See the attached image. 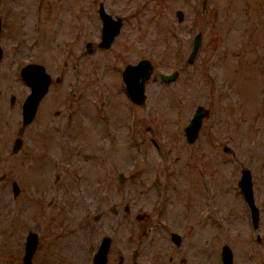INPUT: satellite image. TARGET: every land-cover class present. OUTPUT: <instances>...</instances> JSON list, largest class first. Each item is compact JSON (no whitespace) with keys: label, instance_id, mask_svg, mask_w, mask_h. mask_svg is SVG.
<instances>
[{"label":"rangeland","instance_id":"rangeland-1","mask_svg":"<svg viewBox=\"0 0 264 264\" xmlns=\"http://www.w3.org/2000/svg\"><path fill=\"white\" fill-rule=\"evenodd\" d=\"M98 3L121 20L105 49ZM0 48V264H22L27 232L31 264H91L105 235L106 264H166L151 247L171 231L211 264L198 247L217 226L235 253L255 248L236 183L248 169L264 230V0H0ZM139 59L152 66L140 105L120 77ZM28 63L51 80L19 134ZM196 106L208 114L187 143Z\"/></svg>","mask_w":264,"mask_h":264},{"label":"water","instance_id":"water-1","mask_svg":"<svg viewBox=\"0 0 264 264\" xmlns=\"http://www.w3.org/2000/svg\"><path fill=\"white\" fill-rule=\"evenodd\" d=\"M98 17L101 22L100 27V40L97 43L99 48H107L114 36L118 33L121 20L118 18H112L103 9L102 4L98 6ZM178 21L181 20V12L176 11ZM200 45V34H196L191 43L190 52L188 55V60L191 62L196 54V51ZM90 45H87V50H89ZM2 57V50L0 48V59ZM152 66L150 62L146 59H139L134 64H127L121 71V81L126 93L127 98L134 104H142L144 102V83L151 75ZM178 75V72H172L169 74L161 73L158 75L159 79L163 82H170L174 80ZM20 80L28 87L29 91L27 96L24 98L21 109H20V121L21 127L18 129V133L21 134L23 127L29 124L35 114L37 105L46 93L48 86L50 84V76L46 73L44 67L37 63H28L23 65L19 70ZM56 80V79H55ZM208 114V109L202 106H196L192 112V115L183 128V135L187 143H191L195 140L198 131L201 126L202 119ZM21 143L20 137H16L11 145V151L15 153ZM118 178L121 177L118 175ZM237 187L239 192L246 203L249 212L250 219L253 226L255 227L258 220V212L253 202L252 189H251V176L250 171L243 168L240 172V177L237 181ZM12 196H15L18 187L15 182L11 183ZM37 243V235L33 232H27L24 238L23 254H22V264H31V257L34 253ZM110 246V236L105 235L100 239L99 244L95 252L92 254L91 264H106L107 252ZM227 254L225 246L222 250V262L223 264H232L230 257L224 258Z\"/></svg>","mask_w":264,"mask_h":264},{"label":"flooded vegetation","instance_id":"flooded-vegetation-1","mask_svg":"<svg viewBox=\"0 0 264 264\" xmlns=\"http://www.w3.org/2000/svg\"><path fill=\"white\" fill-rule=\"evenodd\" d=\"M100 3H98L97 5V10H98V6ZM103 6V5H102ZM104 9V8H103ZM105 11V10H104ZM98 15V13H97ZM99 18V17H98ZM101 24V22H100ZM89 45V44H87ZM86 45V48H87ZM251 176V174H250ZM237 184V183H236ZM251 189H252V197H253V202H254V192H253V184H252V178H251ZM243 200V198H242ZM244 202V200H243ZM247 211H248V220H249V226L251 228V230L253 231V243L255 248H253L252 246H250L249 248L251 249H247V244H249L250 242H246L245 245V241H243V244L241 246L242 250L241 252H236L232 249V247L228 246L226 243L220 244L219 243V229L220 226H217V231L213 232V236L215 237V241L212 246L208 245L207 247L204 246H200L198 247V249L200 250L201 253H206L205 255L209 258V261L211 262V264H223L222 262V250H223V246H225L226 250H227V254L224 256V258L226 259V257L228 258V255L230 257V261L232 264H252L253 260H255L258 264H264V230L261 229L262 227V222L260 220V207L258 204L254 205L257 209L258 212V220H257V224L254 227L252 224V221L250 219V212L249 209L246 205V203L244 202ZM216 232V235H215ZM183 234H180L177 231H171L168 236H167V241L169 243V245L161 250L160 247H158V244H154L151 247V253L152 256L151 258L153 260L159 261V260H164V257L166 256L167 253H170V255L167 256V263L166 264H173V252L178 253L181 252L183 254V257H181L180 259V264H192L191 262V256H194L190 253V248H182L183 247V240L184 238L182 237ZM217 236V237H216ZM217 239V241H216ZM189 247V246H188ZM197 254V252H195ZM211 256V257H210Z\"/></svg>","mask_w":264,"mask_h":264}]
</instances>
